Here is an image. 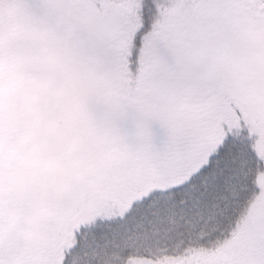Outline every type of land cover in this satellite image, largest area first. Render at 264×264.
I'll list each match as a JSON object with an SVG mask.
<instances>
[{
    "label": "snow or ice",
    "instance_id": "snow-or-ice-1",
    "mask_svg": "<svg viewBox=\"0 0 264 264\" xmlns=\"http://www.w3.org/2000/svg\"><path fill=\"white\" fill-rule=\"evenodd\" d=\"M97 7L86 162L0 219V264H264V0Z\"/></svg>",
    "mask_w": 264,
    "mask_h": 264
},
{
    "label": "flooded vegetation",
    "instance_id": "flooded-vegetation-1",
    "mask_svg": "<svg viewBox=\"0 0 264 264\" xmlns=\"http://www.w3.org/2000/svg\"><path fill=\"white\" fill-rule=\"evenodd\" d=\"M63 2V0H38L37 2H35V0H0V15H4L0 17V80L3 81L2 87L4 88V91L0 90V182H2L3 178V181L8 182L11 186H17V181L20 179V168L25 167L23 162H27L28 164H32V162L41 164L42 160L46 158L38 151L43 138H48L50 135V138L54 141L59 138L58 133L49 127L48 121L44 119H40L39 124L33 121L25 130L20 131V116L18 114V109L13 100L8 96L12 95L10 91H13L15 85L19 83H14L10 78H3H16L11 75L14 72L20 75V60L23 58V54L21 53L23 43L26 41V38L33 36V32L36 29L35 26H51V28L47 27L45 31L39 30V34L36 36L38 52L42 56H44L45 53L51 56L49 57L46 55L47 67L52 65L55 72L57 70L61 71V69L58 68V62H60L61 58H64L66 59V70L71 84H79V90L76 92L77 98L80 97V91L85 86L84 78L81 75L83 66L73 65L72 62H70L73 61V57L76 58V56H79V53L75 51V47L71 48L70 45L71 43L74 45L81 44L85 46L84 50L87 51V37L89 34L95 32L96 29L95 27H91V30L88 31L80 28V26L73 25L72 22L76 20L80 22V25L86 26L81 16L82 13L74 12L71 18L65 19V24L67 25L69 22L67 30H70L69 26L75 27L72 28L70 32H67L64 37H58L56 26H62V22H57V13L60 6L63 9ZM75 3H78V0H76ZM38 4H41V7L49 12L48 19L42 21V18H45L46 15L35 16L31 23H26L24 21L25 14H27L30 9H35ZM74 8L76 7L74 6ZM23 13L24 15L21 17ZM29 26H32V29H30ZM56 39H58V43H53ZM46 44L50 45L45 46ZM59 46H65L64 50H60ZM74 51L76 56H69L68 53ZM68 57L70 60L67 59ZM58 84L59 82L56 83L57 86H59ZM77 104L81 105L80 98L77 100ZM84 125L83 118L78 122L71 120L66 131H70V134L76 137L77 144L83 143V147L86 148V141H82L85 139V134L82 132V126ZM75 127L79 128V130ZM6 137L13 138V141L10 139L11 144L8 143L7 145H3ZM32 142L37 143V147L32 145L33 150H29L28 144ZM41 146L44 145L42 144ZM10 154L15 157V160H21V163H17V170H14L13 166L4 168L3 163ZM48 165L49 163L46 166H34L41 174L39 186L42 189V195H40L39 205H41V207L39 208L46 211L50 203L49 186H51L53 182V177L49 173ZM9 173L13 175L10 179L8 178ZM8 191L10 192L11 199L5 198L4 193L0 190V219L11 226L19 215V206L22 196L20 189L14 193L10 188H8ZM5 192L8 194L7 191ZM1 198L5 199V201L2 202ZM8 204H11V207H9Z\"/></svg>",
    "mask_w": 264,
    "mask_h": 264
},
{
    "label": "rangeland",
    "instance_id": "rangeland-1",
    "mask_svg": "<svg viewBox=\"0 0 264 264\" xmlns=\"http://www.w3.org/2000/svg\"><path fill=\"white\" fill-rule=\"evenodd\" d=\"M38 0H35V2H37ZM63 4L66 3L65 5V9L67 7H71V4L74 3V6L76 7L73 11L74 12H78V13H82L81 16L84 19V23L86 26H80V28L86 29L89 31V29L92 27L96 26L99 28V22H100V18L103 16V8L102 7H97L96 3L98 5V0H79L78 3H75L74 0H63ZM72 2V3H70ZM82 2V3H81ZM105 0L102 1L101 6L104 4ZM72 8V7H71ZM59 10H61V6L59 8ZM72 12V11H71ZM70 12V13H71ZM24 15V13L21 15V17ZM26 15H31L32 17H29L30 21H33L34 17H38L41 15H46L45 18H42V21L47 20L48 16H49V12L44 10L41 7V4H38L36 6L35 9H30L28 11V13ZM69 23V22H68ZM92 25V26H90ZM25 26V25H23ZM70 30L73 28V26H69ZM51 28V27H50ZM56 33L58 35V37H64V29L61 28V30H59V27L56 26ZM91 30V29H90ZM97 32V31H95ZM93 32V33H95ZM85 41V40H83ZM87 41V40H86ZM23 43V42H22ZM26 47L23 51V58H24V62H22V60L20 61V75L17 72H14L13 74H11L12 76H15L16 78L13 77H3L4 79H8L10 78L14 83H19V87H16V89H13V93L16 96V107L18 109V114L20 116L21 119H34V112H36L37 110H40V114L42 116H46L49 121H48V126L53 128L55 127L54 124V120L52 118V111L50 108L47 109H40V105H39V101L37 99H34L32 97V94H36L39 84L38 83H42L44 84V77L45 75L51 76L47 70H49V67H45L46 62V55H48L47 53L44 54V56L40 55L36 45H34V43L31 42H25ZM34 45V49H30V47ZM50 44H46L45 46H48ZM88 44L86 43V49L87 51L83 50V51H79L77 53H79V56H76L75 51L74 52H70L68 53L69 56L71 55H75L76 58L73 57V61L72 62L73 65H81L83 66L84 62L87 59L88 56ZM71 48L75 47V45H70ZM60 50H64V48H62V46H59ZM49 56V55H48ZM63 57V56H62ZM72 57V56H71ZM39 59V62L36 64L34 59ZM69 59V57L67 58ZM70 60V59H69ZM24 63V64H23ZM66 65V59L61 58L60 59V65ZM68 66V65H67ZM40 74H42L43 76H41ZM54 75V74H53ZM60 76H58L56 78L55 81L59 80ZM20 83L22 85H20ZM42 89L39 88V91H41ZM18 98V99H17ZM52 99V98H51ZM36 101L37 104L34 102ZM13 141V138H8L6 137V139H4V143L3 145H7L8 143L11 144V141ZM12 156L10 155L9 158H11ZM28 191V190H26ZM48 210V207H47ZM81 219L79 220L80 224H83L84 222H89L92 219H94L96 216H89L87 213L82 212L81 214ZM71 242V241H69Z\"/></svg>",
    "mask_w": 264,
    "mask_h": 264
},
{
    "label": "trees",
    "instance_id": "trees-1",
    "mask_svg": "<svg viewBox=\"0 0 264 264\" xmlns=\"http://www.w3.org/2000/svg\"><path fill=\"white\" fill-rule=\"evenodd\" d=\"M75 1V0H74ZM79 1V0H78ZM103 0H98V5H101ZM97 6V3H96ZM100 8V7H99ZM71 7H67L66 10L62 9L58 11L57 15L61 19V21H64L67 18H71L73 13L71 12ZM74 9V8H73ZM72 9V10H73ZM71 12V13H70ZM70 13V14H68ZM4 15H0V17H3ZM73 25L75 26H82L80 25V22H77L74 20L72 22ZM84 26V25H83ZM92 26V25H90ZM91 29V28H90ZM98 27L96 26V30L98 31ZM53 43H58V39L54 40ZM84 46L78 44V50H81ZM77 51V50H76ZM74 109V107L71 105V111ZM80 126V125H79ZM84 129V132H88L90 129L86 126H82ZM76 129L79 130V128L75 127ZM88 130H87V129ZM51 135L48 136V138H43V141L40 143L41 145L43 144L44 146L40 145V148L38 149L39 153L46 158L42 160L41 164L33 163L28 164L27 162H23L25 167L20 168V179L17 181V187L16 185L11 186L8 182L3 181L0 182V190L2 193H4V197L11 199L10 192L8 191V188L11 189V191L14 193L18 189L22 190L26 196L24 197H35L34 194H37L40 189L37 188V184L40 183L41 180V174L40 172L34 167V166H46L48 163H56V165L59 168L60 171L63 170L64 168V173L66 174L67 172L69 173L70 170L74 169L73 164H75V160H78V163L83 164L86 162L87 159V152L84 153H77L79 151L80 147L76 144L74 137L70 134V131H60L58 135V140L54 141L51 138ZM92 135L89 134L87 139H86V146L90 144L91 142ZM81 150V149H80ZM74 152V153H72ZM60 163V164H57ZM77 163V162H76ZM65 164V165H64ZM67 164V165H66ZM53 169V167L51 168ZM50 169V171H51ZM76 169V168H75ZM49 186V190H50ZM8 192V194L3 190ZM28 190V191H26ZM16 198V196H15ZM1 201L4 202L5 199L1 198ZM40 202V201H38ZM9 207H11V204H8ZM41 207V205L39 206ZM115 213L113 211H107L99 216H96L94 219L87 223H83L82 226L84 228H90L94 227L97 225L98 222H103L106 219L110 218L113 216ZM17 218L14 220V224L17 222ZM7 224V223H5ZM8 225V224H7ZM71 241V240H70Z\"/></svg>",
    "mask_w": 264,
    "mask_h": 264
}]
</instances>
